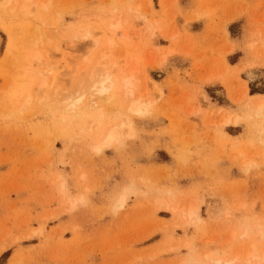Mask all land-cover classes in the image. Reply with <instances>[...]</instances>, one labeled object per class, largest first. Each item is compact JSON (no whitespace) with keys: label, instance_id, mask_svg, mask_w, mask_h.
<instances>
[{"label":"rangeland","instance_id":"obj_1","mask_svg":"<svg viewBox=\"0 0 264 264\" xmlns=\"http://www.w3.org/2000/svg\"><path fill=\"white\" fill-rule=\"evenodd\" d=\"M259 98L264 0H0V264H264Z\"/></svg>","mask_w":264,"mask_h":264},{"label":"bare ground","instance_id":"obj_2","mask_svg":"<svg viewBox=\"0 0 264 264\" xmlns=\"http://www.w3.org/2000/svg\"><path fill=\"white\" fill-rule=\"evenodd\" d=\"M20 8H21V10H24L25 12L30 11L28 8V4H26V5L23 4V5H21ZM115 28H117V27H115ZM29 42H32V41L29 40ZM87 70H89L87 73V76L80 79L79 82H77V85H76L77 88L76 87L74 88L75 89L74 94H76L74 102L80 100L85 93H88L90 96L94 95L95 93H98L101 96H104V98H106V100L109 99L110 97L108 95V92L112 89L114 82H115L114 78L111 77L112 76L111 73L110 72L108 73L107 71H99V69L95 70V68L94 69L92 68L91 70L90 69H87ZM43 73H40V76L42 79L40 86H43L46 84V75L47 74L44 75ZM248 75H251V72L248 73ZM124 85H125L126 89L128 90V92L126 93V97L128 98L127 102H126L127 103V106H126L127 111L131 114H137V115L142 114L144 111H146L147 105L140 97H134L133 96V92L128 88L131 85L130 78L124 79ZM91 98H93V97H91ZM259 99H258V102H256V104H255V108H254L255 111L252 110L253 112H259L263 108L264 100L263 99L259 100ZM91 101L93 102V100H91ZM71 105H66V108L70 107ZM66 108H65V110H66ZM246 117H248L247 118V120H248L250 116L247 115ZM229 120L230 119L227 117L226 121H224V122H228ZM127 121H129V120H127ZM127 121H126V118H124L122 120V125H123L122 127H124V125H125V126L130 128V123L129 122L127 123ZM235 121H236V119H235ZM235 121H233V123ZM119 137H120V133L117 129V126L111 127L106 132V134L102 137V140L99 143V147L97 146V148L99 149L102 147L109 146L112 142L117 141L119 139ZM119 202L122 203V199ZM198 209H199V205L197 202L191 203V206H190L189 211H188L189 215H195L197 213ZM227 264H238L237 258L234 257L232 259H229L227 261Z\"/></svg>","mask_w":264,"mask_h":264},{"label":"crops","instance_id":"obj_3","mask_svg":"<svg viewBox=\"0 0 264 264\" xmlns=\"http://www.w3.org/2000/svg\"><path fill=\"white\" fill-rule=\"evenodd\" d=\"M238 62V61H237Z\"/></svg>","mask_w":264,"mask_h":264}]
</instances>
